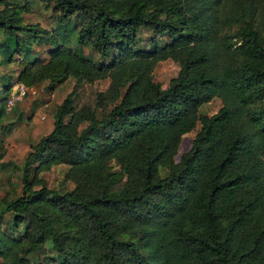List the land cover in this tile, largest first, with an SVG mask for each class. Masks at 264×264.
<instances>
[{
	"label": "trees",
	"instance_id": "1",
	"mask_svg": "<svg viewBox=\"0 0 264 264\" xmlns=\"http://www.w3.org/2000/svg\"><path fill=\"white\" fill-rule=\"evenodd\" d=\"M42 1L57 18L37 37L50 46L43 61L19 34L37 28L0 7V62L21 55L14 84L108 82L99 113L67 94L30 145L20 192L0 210L21 228H0V264H33L45 243L48 264H264V0ZM142 27L166 38L134 48ZM164 59L178 70L161 87L152 72ZM213 97L217 110L200 113ZM60 163L72 182L63 191L38 176Z\"/></svg>",
	"mask_w": 264,
	"mask_h": 264
},
{
	"label": "rangeland",
	"instance_id": "2",
	"mask_svg": "<svg viewBox=\"0 0 264 264\" xmlns=\"http://www.w3.org/2000/svg\"><path fill=\"white\" fill-rule=\"evenodd\" d=\"M4 1V0H3ZM4 4L15 6L19 10V16L22 24L37 28L36 36L30 35V31L19 32L22 38L29 40L31 53L37 55L40 61L47 58V52L50 46L42 39L37 41L38 36L43 38L49 32H53L57 25L56 13L51 9L49 4L42 0H5L0 1V7ZM77 17L73 18L71 25L77 27ZM45 30L46 32H43ZM3 32L0 28V40L3 37ZM166 38V35H157L155 32L142 27L138 33L136 41L133 43L134 48L147 49L151 41L160 42ZM68 40L64 42L67 45H74L73 34L68 35ZM84 53L91 54L92 57H97L89 46H83ZM21 55L15 52L13 59L8 62H0V81L7 76L9 84H14L15 74L19 69L18 61ZM1 60V54H0ZM178 65L171 59H164L156 62L153 68V79L165 87L169 79L176 75ZM107 79L94 80L93 82L82 81L74 83V79L68 77L59 85L50 88L47 81H42L38 84L30 86L25 90L23 97L18 100L15 106L7 109L5 106L6 94L4 86L0 82V94L5 95L3 104L6 116H0V210L3 209L5 199L14 197L20 192V176L22 159L26 152L30 149V145L34 143L41 135L46 134L52 127L53 112L56 105L67 95H71L72 103L75 107L82 104H87L94 108L96 113H99V107L96 106V93L104 90L107 85ZM10 90V89H9ZM8 90V92H9ZM8 94V93H7ZM220 106L218 98L213 97L209 101L199 106V112L211 114ZM198 127L184 133L181 136L175 158L181 152L186 151L190 146L191 138ZM111 168L117 170L118 165L115 161L110 160ZM67 165L52 164L48 169L41 170L38 173L49 188L56 190H67L72 187V182L65 178ZM13 215L9 211H3L0 216V228L12 234H16L21 228L13 227ZM53 255L48 244L32 250L28 255V259L33 264H48V259ZM1 261V259H0Z\"/></svg>",
	"mask_w": 264,
	"mask_h": 264
},
{
	"label": "built area",
	"instance_id": "3",
	"mask_svg": "<svg viewBox=\"0 0 264 264\" xmlns=\"http://www.w3.org/2000/svg\"><path fill=\"white\" fill-rule=\"evenodd\" d=\"M29 88L24 86L22 83H15L13 86H11L6 99H5V106L7 109L12 108L16 105L18 100H20L23 97V94L25 93V90Z\"/></svg>",
	"mask_w": 264,
	"mask_h": 264
}]
</instances>
